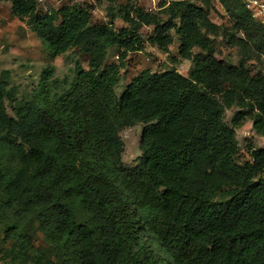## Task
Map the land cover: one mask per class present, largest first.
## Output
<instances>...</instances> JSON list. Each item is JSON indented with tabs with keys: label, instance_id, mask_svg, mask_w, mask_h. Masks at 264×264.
<instances>
[{
	"label": "trees",
	"instance_id": "obj_1",
	"mask_svg": "<svg viewBox=\"0 0 264 264\" xmlns=\"http://www.w3.org/2000/svg\"><path fill=\"white\" fill-rule=\"evenodd\" d=\"M0 1L27 19L51 58L75 47L87 56L65 88L50 86L46 67L37 98L14 116L0 77V217L36 220L56 258L29 264H264V148L235 161L243 120L264 137V75L247 66L264 58V26L242 0H215L229 27L209 19L212 0H169L154 11L121 3L112 15L120 29L92 23L76 4L61 6L56 24L37 13V0ZM142 26L152 27L146 40ZM171 31L191 62L187 75L142 70L118 96L127 54L146 41L168 54ZM217 37L239 49L237 65L216 58ZM112 46L118 64L105 63ZM136 124L141 155L126 166L119 131Z\"/></svg>",
	"mask_w": 264,
	"mask_h": 264
},
{
	"label": "rangeland",
	"instance_id": "obj_2",
	"mask_svg": "<svg viewBox=\"0 0 264 264\" xmlns=\"http://www.w3.org/2000/svg\"><path fill=\"white\" fill-rule=\"evenodd\" d=\"M169 0H37V13L45 14L56 24V11L61 6L72 4L87 8L90 12L91 22L94 24H105L112 22L115 29L126 27V24L119 18L118 5L128 4L144 8L145 11H154L161 3ZM200 5L198 0H190ZM212 9L209 19L222 27H229L230 22L223 8L215 0L211 1ZM178 23V20H176ZM141 37L146 40L152 34V27L142 26L139 29ZM173 43L169 46V53L161 52L156 46L144 42V50L128 53L120 69V78L114 86L119 96L130 82L142 70L149 69L152 72H162L169 68H176L182 74L187 75L191 62L181 59L177 54V36L174 31ZM216 58L234 65L242 59V54L235 46L216 39ZM195 52L198 49H194ZM117 47L107 49L105 63H119L117 58ZM176 58L173 62L170 58ZM87 56L79 48L69 49L65 54L51 58L42 46L41 42L27 24V19H19L11 14L10 3L0 1V77L3 75L7 80V89L12 90L10 99H5V106L8 115L14 116L15 110L28 101H33L41 89L42 72L46 67H51L53 75L49 81L56 80L60 88H65L73 77L76 64L86 68ZM249 71L254 74L264 75V58L251 59L247 62ZM53 87V86H51ZM9 98V97H7ZM236 107L227 109L224 113V121L231 125V120ZM141 124H136L120 129L119 136L123 142L121 161L126 166H134L137 163L140 150ZM235 137L238 142V151L235 161L239 164L250 161L252 150L264 148V137L258 135L252 128V121L245 119L240 127L235 129ZM76 220H82L84 213L77 210ZM17 226V228H14ZM18 229V231H16ZM50 241L41 231L36 220H18L10 212L0 217V264H29L30 257L42 255L45 258L53 257ZM31 264V263H30Z\"/></svg>",
	"mask_w": 264,
	"mask_h": 264
},
{
	"label": "built area",
	"instance_id": "obj_3",
	"mask_svg": "<svg viewBox=\"0 0 264 264\" xmlns=\"http://www.w3.org/2000/svg\"><path fill=\"white\" fill-rule=\"evenodd\" d=\"M251 17L264 26V0H242ZM159 5L154 9H158ZM152 11V10H150Z\"/></svg>",
	"mask_w": 264,
	"mask_h": 264
}]
</instances>
